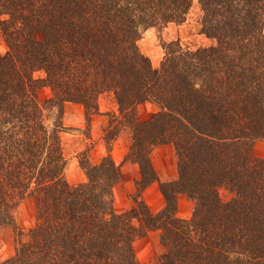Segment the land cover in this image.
I'll return each instance as SVG.
<instances>
[{
    "label": "trees",
    "instance_id": "16d2710c",
    "mask_svg": "<svg viewBox=\"0 0 264 264\" xmlns=\"http://www.w3.org/2000/svg\"><path fill=\"white\" fill-rule=\"evenodd\" d=\"M193 1L0 0L8 46L0 53V228L14 225L29 197L38 221L0 264H141L134 244L155 230L161 264H264V159L254 151L264 140V0H199L202 31L215 45L173 42L154 68L138 45L143 32L185 22ZM40 70L43 79L35 77ZM45 86L53 97L41 102ZM106 92L120 117L113 115L105 139L130 131L140 194L159 179L154 149H175L178 177L161 182L166 206L158 214L140 194L117 212L123 173L111 155L81 162L86 182L64 177L65 105L81 104L91 116ZM145 102L158 112L141 120ZM48 111L58 112L52 128ZM182 195L196 204L191 219L177 215Z\"/></svg>",
    "mask_w": 264,
    "mask_h": 264
},
{
    "label": "rangeland",
    "instance_id": "374dc122",
    "mask_svg": "<svg viewBox=\"0 0 264 264\" xmlns=\"http://www.w3.org/2000/svg\"><path fill=\"white\" fill-rule=\"evenodd\" d=\"M202 10L199 0L193 1V6L185 22L181 24L170 23L166 26L151 27L145 30L138 45L140 51L146 55L154 68H160L164 62L167 49L173 43H179L184 49L196 50L215 45V40L202 31ZM8 46L0 33V53L5 54ZM35 77L43 79L46 73L42 70L35 73ZM53 97V91L45 86L39 90V100L45 102ZM100 113L87 116L83 105L67 103L65 105L61 133L63 153L66 160L64 177L71 185H78L87 181L86 171L81 162L98 165L105 157L111 155L116 164L121 168L123 180L115 187V209L123 213L131 209L140 192L139 182L142 179L140 166L129 160L131 147V133L123 127L119 136L113 141H107L106 129L116 126L113 115L120 117L119 106L113 92L103 93L99 98ZM158 107L153 102H145L138 107L141 120L150 119ZM57 111L47 112L49 128L57 122ZM114 121V124H113ZM255 154L264 159V140L255 143ZM153 164L159 179L146 188L142 198L154 214L160 213L166 206L165 197L161 191V182L177 179L176 152L171 145H162L154 149ZM224 201L232 199L231 193L221 189ZM195 202L187 196H180L177 215L183 219H191ZM14 225L0 228V260L7 261L12 258L18 246L30 240L31 230L38 224L37 201L32 198L23 200L15 210ZM137 257L141 264H161V257L165 252L161 244V231H151L146 237L139 239L134 244Z\"/></svg>",
    "mask_w": 264,
    "mask_h": 264
}]
</instances>
